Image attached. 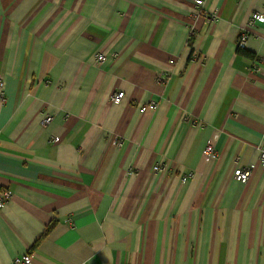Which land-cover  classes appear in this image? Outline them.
<instances>
[{
	"label": "crops",
	"instance_id": "1",
	"mask_svg": "<svg viewBox=\"0 0 264 264\" xmlns=\"http://www.w3.org/2000/svg\"><path fill=\"white\" fill-rule=\"evenodd\" d=\"M263 4L0 0V264H264Z\"/></svg>",
	"mask_w": 264,
	"mask_h": 264
},
{
	"label": "built area",
	"instance_id": "2",
	"mask_svg": "<svg viewBox=\"0 0 264 264\" xmlns=\"http://www.w3.org/2000/svg\"><path fill=\"white\" fill-rule=\"evenodd\" d=\"M194 4L198 7H202L204 0H192ZM199 14L203 15L207 19H212L213 21L217 20V14L216 12H207L205 10L199 11ZM264 19V4L261 5L258 9L253 10L246 21V26L247 28H252L255 26V24L261 20ZM247 32H243L239 35L238 42L241 44L242 41L247 37ZM104 60V56L100 53L95 55V61H102ZM254 63H258V61H254ZM3 81H0V102L4 101V90H3ZM123 97V92H114L109 96V101L111 103H118L121 101ZM146 107H154V104L149 103L147 105H142L141 106V111H144ZM52 121V116L50 114H45L42 118V124L45 126L48 123ZM56 137L52 138V141H54ZM205 152L208 155L213 156L214 155V147L213 145L208 142L207 145L205 146ZM259 158L261 161L262 166H264V150H260L259 152ZM250 174V167L249 166H244L241 168H237L234 172V178L237 181H240L242 183L246 182ZM11 197V192L8 190H0V206H2L9 198ZM12 264H32L30 256L28 253L21 254L13 258Z\"/></svg>",
	"mask_w": 264,
	"mask_h": 264
},
{
	"label": "trees",
	"instance_id": "3",
	"mask_svg": "<svg viewBox=\"0 0 264 264\" xmlns=\"http://www.w3.org/2000/svg\"><path fill=\"white\" fill-rule=\"evenodd\" d=\"M236 52L237 54L249 59V60H252V61H259L258 57L254 54V53H251L249 51H247L246 49L243 48V46L238 42L237 46H236Z\"/></svg>",
	"mask_w": 264,
	"mask_h": 264
}]
</instances>
